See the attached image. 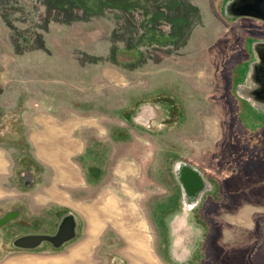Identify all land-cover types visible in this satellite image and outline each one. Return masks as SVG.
I'll return each mask as SVG.
<instances>
[{
  "label": "rangeland",
  "instance_id": "374dc122",
  "mask_svg": "<svg viewBox=\"0 0 264 264\" xmlns=\"http://www.w3.org/2000/svg\"><path fill=\"white\" fill-rule=\"evenodd\" d=\"M233 1L0 0V264H264V21ZM40 117L78 184L33 160Z\"/></svg>",
  "mask_w": 264,
  "mask_h": 264
},
{
  "label": "crops",
  "instance_id": "0c3cea01",
  "mask_svg": "<svg viewBox=\"0 0 264 264\" xmlns=\"http://www.w3.org/2000/svg\"><path fill=\"white\" fill-rule=\"evenodd\" d=\"M36 122L40 124L37 126L42 127V129L39 127L32 136L29 135L26 137L27 143L33 148V160L38 164H46L52 161L61 175L56 180L58 184L62 182L72 185L73 183L79 182V167L74 162V159L78 156L79 150H69L67 148L70 147L63 145V140L65 139L63 138L62 131H58L56 126L48 127L42 117L37 118ZM60 129H62V127H60ZM7 152L6 146L0 144V198L6 195V193L3 194L6 189L4 183L13 173L10 172ZM39 201L41 202V199H39Z\"/></svg>",
  "mask_w": 264,
  "mask_h": 264
},
{
  "label": "water",
  "instance_id": "95a60500",
  "mask_svg": "<svg viewBox=\"0 0 264 264\" xmlns=\"http://www.w3.org/2000/svg\"><path fill=\"white\" fill-rule=\"evenodd\" d=\"M230 9L232 14L238 16H251L264 21V0H234ZM264 69V67H263ZM264 83V76L262 77ZM183 184L189 192L201 185L203 181L199 172L186 165L182 170ZM25 183L26 180H25ZM19 213L18 208H11L0 215V236L1 227L15 218ZM76 220L72 212L63 214L57 224L56 230L53 233L48 232H26L16 235L12 239V244L21 248H33L39 245L42 241H49L54 246H59L65 241L71 239L75 233Z\"/></svg>",
  "mask_w": 264,
  "mask_h": 264
},
{
  "label": "flooded vegetation",
  "instance_id": "af4514ba",
  "mask_svg": "<svg viewBox=\"0 0 264 264\" xmlns=\"http://www.w3.org/2000/svg\"><path fill=\"white\" fill-rule=\"evenodd\" d=\"M230 11H231V9H230ZM232 12V11H231ZM262 56H264V50H263V55ZM263 76H264V72H263ZM4 226V225H3ZM2 226V227H3ZM2 227H1V229H2ZM30 232H32V231H30ZM33 232H39V231H33ZM26 233V232H25ZM1 237V236H0Z\"/></svg>",
  "mask_w": 264,
  "mask_h": 264
},
{
  "label": "bare ground",
  "instance_id": "6f19581e",
  "mask_svg": "<svg viewBox=\"0 0 264 264\" xmlns=\"http://www.w3.org/2000/svg\"><path fill=\"white\" fill-rule=\"evenodd\" d=\"M176 221V219H174V221H173V223ZM177 223L179 224V223H181L180 222V220L179 221H177ZM177 228V227H176ZM175 229V228H174ZM175 231H178V230H175Z\"/></svg>",
  "mask_w": 264,
  "mask_h": 264
}]
</instances>
